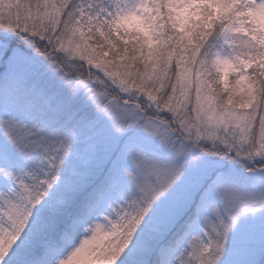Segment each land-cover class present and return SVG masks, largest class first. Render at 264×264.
Instances as JSON below:
<instances>
[{"label": "snow or ice", "instance_id": "1", "mask_svg": "<svg viewBox=\"0 0 264 264\" xmlns=\"http://www.w3.org/2000/svg\"><path fill=\"white\" fill-rule=\"evenodd\" d=\"M0 264H264V0H0Z\"/></svg>", "mask_w": 264, "mask_h": 264}]
</instances>
